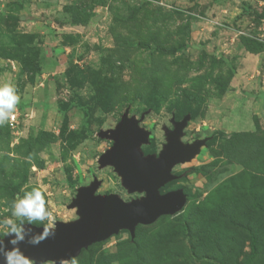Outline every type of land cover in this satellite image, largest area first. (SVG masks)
I'll list each match as a JSON object with an SVG mask.
<instances>
[{"label": "rangeland", "instance_id": "obj_1", "mask_svg": "<svg viewBox=\"0 0 264 264\" xmlns=\"http://www.w3.org/2000/svg\"><path fill=\"white\" fill-rule=\"evenodd\" d=\"M8 82L20 103L18 127L0 126L1 238L7 219L29 224L11 204L33 188L54 226L78 219L68 207L95 178L98 195L144 197L99 168L113 143L98 134L129 111L151 132L145 150L159 154L164 128L191 106L182 141L207 146L163 190H183V210L66 264H264V0H0ZM100 86L112 97H98ZM154 93L158 112L145 103Z\"/></svg>", "mask_w": 264, "mask_h": 264}, {"label": "water", "instance_id": "obj_2", "mask_svg": "<svg viewBox=\"0 0 264 264\" xmlns=\"http://www.w3.org/2000/svg\"><path fill=\"white\" fill-rule=\"evenodd\" d=\"M191 121L172 120L173 130L164 128L167 144L159 154L146 155L143 147L151 143V132L140 126L136 117L126 111L122 120L112 130L101 131L99 139L111 141L113 146L99 161V168H113L121 177L123 187L130 195L144 197L125 202L117 195H98L102 182L95 178L87 187H81L69 210L76 211L78 219L71 223L55 224V235L33 246L19 245L31 264H66L81 256L84 250L127 231L134 238L139 226H150L159 219L179 214L187 203L183 190L163 194L162 190L179 178L173 175L176 167L192 163L207 146L208 139L192 144L183 143L185 129ZM27 231L42 232L44 227L23 226ZM13 237H0L6 249L13 245ZM0 264L3 257L0 255Z\"/></svg>", "mask_w": 264, "mask_h": 264}, {"label": "clouds", "instance_id": "obj_3", "mask_svg": "<svg viewBox=\"0 0 264 264\" xmlns=\"http://www.w3.org/2000/svg\"><path fill=\"white\" fill-rule=\"evenodd\" d=\"M19 103L20 96L15 86L11 82L0 84V126L15 119ZM11 208L14 217L26 218L29 225L41 222L44 224V229L39 233L34 232L32 228L26 231L23 226H17L11 218L7 219L4 222L8 227L6 235L13 237L9 241L13 248L8 250L0 243L3 264H31L30 258L24 255L19 245L27 243L37 246L45 239L53 237L55 226L52 222V212L47 207L44 194L38 188L25 192L23 196H17L11 204Z\"/></svg>", "mask_w": 264, "mask_h": 264}, {"label": "trees", "instance_id": "obj_4", "mask_svg": "<svg viewBox=\"0 0 264 264\" xmlns=\"http://www.w3.org/2000/svg\"><path fill=\"white\" fill-rule=\"evenodd\" d=\"M109 87V86H108ZM105 87L104 86H100L98 88V97H103L105 96V94H107L109 97H112V94L110 95V92H111V88L109 87V89H107L105 91ZM163 97L154 93V94H150V96L148 98H146L145 100V103L148 105V107L150 109H152L153 111L155 112H158L160 109H161V106H162V102H163ZM62 111L66 112L67 111V106H63L62 108ZM173 111V110H171ZM174 112V111H173ZM175 118H173L175 121L177 122H181L183 121L187 116H192L191 120H193L194 118H196V113L193 111L192 107L191 106H187L185 109H179L177 111V113H175ZM151 144V143H150ZM146 148L149 147V146H145ZM145 147H143V151L146 155H152V154H156V152H149L147 150H145ZM148 149V148H147ZM170 185V184H169ZM168 185V186H169ZM168 186H166L164 189H166ZM163 189V190H164ZM163 190H162V193H163ZM141 226H139L138 228H140ZM137 228V229H138ZM187 228V227H186ZM124 232H127V231H124ZM129 233V232H128ZM102 243L100 244H96V245H93L91 246L89 249H92L94 248L95 246H99L101 245ZM88 249V250H89ZM87 250H84L83 252H85ZM82 252V253H83ZM204 262H208L210 264H222V263H219V262H216V261H213V260H210V259H204L202 260Z\"/></svg>", "mask_w": 264, "mask_h": 264}, {"label": "built area", "instance_id": "obj_5", "mask_svg": "<svg viewBox=\"0 0 264 264\" xmlns=\"http://www.w3.org/2000/svg\"><path fill=\"white\" fill-rule=\"evenodd\" d=\"M19 124V118L18 115L15 113V119L9 122L10 128L12 130H15L18 127Z\"/></svg>", "mask_w": 264, "mask_h": 264}]
</instances>
